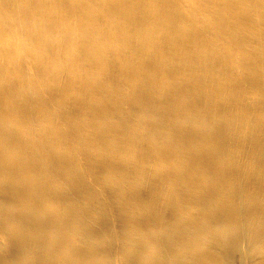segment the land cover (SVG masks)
Here are the masks:
<instances>
[{"label":"bare ground","instance_id":"6f19581e","mask_svg":"<svg viewBox=\"0 0 264 264\" xmlns=\"http://www.w3.org/2000/svg\"><path fill=\"white\" fill-rule=\"evenodd\" d=\"M4 3L42 57L33 67L44 78L28 87L51 82L57 104L29 111L28 93L14 92L6 109L0 64V206L23 219L85 154L115 170L122 208L160 228L194 221L226 188L264 187V20L242 7L259 0H0V28ZM212 116L254 126L244 147L255 168L237 166L222 138L185 139L181 121Z\"/></svg>","mask_w":264,"mask_h":264},{"label":"clouds","instance_id":"9594fccd","mask_svg":"<svg viewBox=\"0 0 264 264\" xmlns=\"http://www.w3.org/2000/svg\"><path fill=\"white\" fill-rule=\"evenodd\" d=\"M15 7L3 4L6 22L0 28L6 109L14 106L12 93L25 91L26 110L53 109L57 89L51 82L39 94L28 87L44 78L33 67L42 57L17 27L7 23ZM172 7L200 5L177 2ZM242 7L250 10V22L264 20V0ZM9 120L6 111V133ZM180 127L185 139L192 141L224 139L239 157L237 166L256 167L244 147L253 125L212 116L206 121H181ZM117 178L103 157L75 156L61 183L48 188L45 202H26L23 219L13 203L0 206V264H264V187L247 182L236 191L226 188L198 203L194 221L160 228L146 219L137 221L139 210L121 207L112 187Z\"/></svg>","mask_w":264,"mask_h":264}]
</instances>
